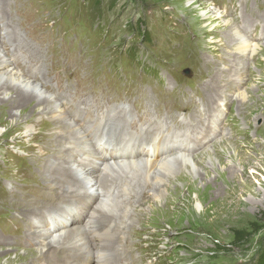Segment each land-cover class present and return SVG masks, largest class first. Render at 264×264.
Segmentation results:
<instances>
[{"label":"rangeland","instance_id":"obj_1","mask_svg":"<svg viewBox=\"0 0 264 264\" xmlns=\"http://www.w3.org/2000/svg\"><path fill=\"white\" fill-rule=\"evenodd\" d=\"M221 3L226 12L214 11L228 18L244 40L258 43L257 53H234L233 36L225 37L230 29L206 24L202 14L207 7L213 8L210 0H99L96 4L94 0H0V48L11 69L38 84L61 110L62 103L76 92V80L86 87L76 97L90 105L93 98L107 93V87L108 100H122L111 93L132 84L142 89L138 95L142 109L165 124L183 114L176 113L182 104L168 87L188 81L199 86L197 97L182 101L194 111L204 110L203 133L210 139L199 153H192L193 166L182 172L191 188L176 190L182 183L177 181L179 171L172 175L174 179H165L162 212L152 211L157 206L149 197L152 184L143 186L141 193L129 194L131 205L120 197L121 209L124 203L133 208L124 213L127 220L122 214L116 224L131 225L124 234L116 235L112 247L97 242L109 247L112 263L256 264L264 253V39L257 41L252 34L264 31V0ZM237 6L243 10L238 11ZM78 20L85 23L80 33L75 25ZM183 23L190 25L191 36L182 30ZM130 62L134 63L128 65ZM138 62L153 64L156 73L134 76L146 67ZM162 70L169 72L170 86L163 80ZM185 70L190 71L188 76L183 75ZM95 80L104 85L91 93L87 90ZM239 88L246 96L243 103L234 97ZM211 90H219L214 100L207 99ZM130 93L129 104L133 101ZM221 100L229 107L228 119L212 128L210 108ZM8 114L6 107L0 108V251L11 249L9 258L18 255L14 264H47L36 251L43 247L47 232L31 222L42 208L51 206L49 201L56 202V208L65 203L60 199L66 189L59 183L63 178L58 166L64 164L67 149L72 147L68 143L71 131L37 113L23 122L34 129L23 138ZM55 125L62 130L60 138L55 136ZM198 131L195 123L190 135ZM221 140L211 150L213 158L202 154ZM190 145L196 148V144ZM44 169L49 173L44 174ZM129 175L118 180L127 177L128 181ZM141 179L136 177L139 183ZM230 181L240 189L228 190ZM247 182L250 186L246 188ZM34 204L39 210L35 213ZM53 255L62 257L58 252ZM4 261L0 264H6Z\"/></svg>","mask_w":264,"mask_h":264},{"label":"bare ground","instance_id":"obj_2","mask_svg":"<svg viewBox=\"0 0 264 264\" xmlns=\"http://www.w3.org/2000/svg\"><path fill=\"white\" fill-rule=\"evenodd\" d=\"M214 9L215 8L207 7L206 11L202 14V19L207 20L206 24H208L209 26L215 24L216 26H221V27H225V29H230L228 30V32H226L225 37L233 36L234 38L233 52L237 53L240 56H245L248 53H252V54L257 53V49L259 47L258 43H249L246 40H244L245 39L244 36L242 37L237 32V30H235V27L233 28V26L231 25V21L225 16L215 12ZM220 78L222 79V76H220ZM240 89L241 88L235 91L234 97H236V101L243 103L245 102L246 96L244 93L240 91ZM2 107H6L9 110L8 116L12 120L11 125L13 127H17L20 130V136L23 138H27L28 136H30L34 130L32 126H28V125L24 126L23 122L25 120L30 119L34 114L37 113L39 115H42L41 118L43 119L47 118L49 119V121H51L54 124L55 123L57 124L58 122L63 123L66 129L70 128L72 132L78 133V130L75 127L74 123H72L68 119V117L64 114L63 110L60 109L59 104L51 96L47 95L46 92H43L38 84L27 80L26 78L22 77L18 71L11 69L9 62L4 56L3 48H0V108ZM12 117L14 119H12ZM59 126L60 125H55V129L57 130V132H55V134L57 133L55 136L57 138L61 137L60 132L62 130H60V132L58 131ZM87 134L89 135V137L92 138V135L90 133ZM221 143H223L222 140L218 141L210 148L204 150L202 154L208 153L209 159L213 158L215 156L214 154L215 152H211V150L215 146H218V144ZM192 166H193V158L182 155H168L165 157H161L156 161H145L143 159H137L136 161L131 163L107 162L101 164V166L96 170V172L100 170L97 173H93L92 171H83L77 169L75 174L80 178L73 177L72 181H70L69 183H66L65 180L62 179V182L59 183H61V185H64L65 187H69V186L74 187L76 183L87 182L88 187L97 185L100 188H105L113 181H116L120 177H122V175L129 173L130 174L129 176H131V178L125 183L124 186H122V188L119 191V196L127 200L131 198L129 194H133L134 191L138 192L139 190H140L139 193H141L143 186L152 184L154 187L149 197L157 202L156 208H153L152 211L154 210L157 212H162L164 205L161 202L162 201L161 198L166 195L165 194L166 188L162 186V183H164L165 179L172 178L174 172L177 173V171H179L180 173H179V178H177V181L180 180L182 181V183L179 186V188H177L176 190L182 188H186V190H190L191 184L188 181V178L182 175V172L189 169ZM48 171H49L48 169L46 171L44 169V174H47ZM138 176L142 178L140 183L136 181V177ZM160 177L162 179H160ZM59 178H60L59 176L58 177L52 176V179L54 180ZM50 179H51L50 177L46 176V180H50ZM172 179H171V183L173 182ZM227 186H228V190L240 189V186L234 181H230L227 184ZM249 186L250 183L247 182L245 187L247 188ZM134 187H136L137 190H134L133 189ZM157 193H159V196L156 195ZM73 195H75L73 192L68 194V196L70 197H73ZM82 195L86 196L89 194L82 193ZM125 203L122 209L117 201H115L112 204H109L107 208L104 207V202L102 201H97L95 203V207L91 211L90 216L87 219V221L84 223V225L88 222L89 219L93 220L92 223L93 225L97 217L102 214H109L112 216V220L106 226L103 233L97 237V242L100 241L105 243V245H109V247H112L114 245L111 244L112 241L118 240V237H116V235L124 234L125 231L124 229L126 228V226L131 225V222L130 224H127V222L125 223L122 222L120 223V225L116 224V218L124 214L127 210L131 211L133 208L132 207L128 209ZM144 207L145 204L136 207L135 210L142 209ZM126 217H127L126 214H124L123 220H127ZM83 226L81 227L79 225H75L55 235L44 233L43 234L45 238L44 245L40 250H36L37 253H40L41 256H43L41 257L42 258L41 261H46L47 264H56V261L59 264H83L85 261L94 264H116L115 262L112 263L110 261L109 247L106 246L104 247L99 243H96L98 247L96 250H93V245L89 243L88 239L86 238V234L82 229ZM31 238H33V236ZM65 248H69V251H64ZM70 250L77 252V254L70 255L69 254ZM11 251H12L11 249L1 250L0 260L4 259L5 260L4 262L6 264H14L13 259L16 260V258H18V255L14 258H9L7 255ZM54 252H58V255H62V257H55V255H53ZM93 254L96 257V261ZM23 255H28V252L23 253ZM21 256L22 253H20L19 258ZM84 257H87V259L82 263L81 259ZM103 257H105V259Z\"/></svg>","mask_w":264,"mask_h":264},{"label":"trees","instance_id":"obj_3","mask_svg":"<svg viewBox=\"0 0 264 264\" xmlns=\"http://www.w3.org/2000/svg\"><path fill=\"white\" fill-rule=\"evenodd\" d=\"M98 1H99V0H94V3L96 4ZM145 38H146V36H145ZM242 239H243L242 236H237V241H238V242L242 241ZM256 264H264V253L261 254V255L258 257Z\"/></svg>","mask_w":264,"mask_h":264}]
</instances>
